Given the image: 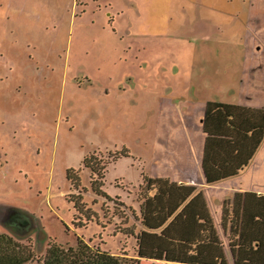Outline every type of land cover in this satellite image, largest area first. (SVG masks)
Listing matches in <instances>:
<instances>
[{"label":"rangeland","instance_id":"rangeland-1","mask_svg":"<svg viewBox=\"0 0 264 264\" xmlns=\"http://www.w3.org/2000/svg\"><path fill=\"white\" fill-rule=\"evenodd\" d=\"M248 51L259 59L247 65L243 104L214 112L207 103L194 117L173 109L171 99L241 100L234 78ZM263 53L264 0H0V235L31 251L24 264H42L50 244L75 246L78 238L137 264H196L205 251L212 261L246 264L249 226L253 212L264 217V199L237 193L235 210L227 192L264 149ZM212 115L221 119L216 132ZM125 149L128 156L108 164L104 188L131 208L130 224L148 230L132 209L141 214L144 174L163 182H148L157 199L147 211L158 218L149 224L162 249L171 229L180 262L167 261V249L163 259L138 257L136 238L115 230V202L91 189L85 157ZM70 168L85 189L73 188ZM78 196L101 224L73 223L70 199ZM257 220L262 240L264 218ZM210 232L208 246L192 254V242ZM261 249L253 260L264 259V239Z\"/></svg>","mask_w":264,"mask_h":264},{"label":"trees","instance_id":"trees-1","mask_svg":"<svg viewBox=\"0 0 264 264\" xmlns=\"http://www.w3.org/2000/svg\"><path fill=\"white\" fill-rule=\"evenodd\" d=\"M215 104L216 102H208L209 106L214 107L213 108L214 110L209 109L208 111L215 112L216 109L219 110L220 108L215 109L216 107ZM222 107H227V106L224 105ZM224 110L227 111V109H224ZM229 115L232 116V112H230ZM229 115H227V119ZM213 118H215V120ZM212 119L214 122L213 130L214 132H216L217 131L216 125L217 126L220 125L221 119H218L214 115H212ZM232 125H235L234 122L230 124V128H232ZM213 138L214 137H212L211 140ZM109 154H110L109 157H104V156H101L102 154H100L99 156L96 153H91L85 157L83 164L84 166L90 169V172H91L90 184H91L92 191L99 196L105 197L107 200L115 202V206H114L115 213H117V216L120 219V224H116L115 230L117 232H121L128 236H134L136 238V242H137L136 253L138 257L163 259L162 254L167 249L169 253H168V256L166 257V260L180 262L181 254L178 252H175V254H172L173 250L171 249V247L173 246H172L171 240H173V237H172L171 229L168 230L165 247H163L162 249L161 245L163 244L162 242L163 238L161 234L156 232L153 229L155 226L152 227V225L149 224L151 220H155V222H157L158 218L154 219L152 217L153 215L157 217V214L154 212L155 209H152L153 211L152 215H150L149 212L147 211L148 204L149 203L151 204V202L155 203L154 200L157 199V197H152L148 195V190H147L148 182L150 180L158 181L159 185H156V186L159 189L162 187L163 182H161L160 180L150 178L149 175L144 174V182L141 186L142 190L139 194L141 214L140 215L136 214L135 210L133 209H132V214H133L134 219L136 221H139L142 226L144 225L147 226L148 230L143 227L138 230L137 225L135 223L130 224V216L128 213H126V210H125L128 206L125 204L124 201L121 200V195L112 196L104 188V185H105L104 182H105L106 172L108 170V164L116 161L121 156H128L129 154L128 150L125 149L122 153L113 154L111 152ZM67 178L68 180L72 182L73 188L83 190L84 187H81L82 183L77 173V170L73 168L68 169ZM166 184L169 186L171 185V184H168V182ZM144 189L147 192H143ZM180 189L185 191V189L183 188H180ZM168 190L170 189L168 188ZM164 194H165V191L162 188L159 199ZM70 201L74 203V207L76 210V214H74V220H73V223L76 226L85 227L88 225V222L92 221L93 218L95 217H96L97 222L101 224L96 214L93 213L94 215H92V211L90 210V208H86V203H84L81 200V196H78L77 200L70 199ZM122 206L124 208H121ZM128 209H131V208L128 207ZM103 210H104V213L106 214V209L104 205H103ZM161 213H162L161 215V218H162L165 213L164 210H162ZM79 214L85 216V219H87V221L77 222L76 218H81ZM102 225L103 227L105 226L104 224ZM211 232H210L209 238L208 237L206 238V241L201 240V236H202V232H201V236H199L197 239H195L192 242L191 246L192 247L194 246V248L196 249V252L192 254L198 253V247L200 243L204 242V244L208 246L210 238H211ZM0 241L4 242L2 245H0V264H24L26 261L30 260L31 251L26 246L23 247V249L25 250L24 251L21 248L22 246L17 241H15L14 238H12V236L8 234H1ZM206 252L207 251L204 252V255H203L204 257L202 258V260L197 261V259H194V261L193 260H189V261H193L191 263H196V264H228L222 258H220L219 261L216 259L217 257L219 258L221 256H216L215 258L216 260L214 259V261L210 260ZM136 261H137V258L104 251L100 249L99 247H96L90 244L85 239L78 238L77 244L75 246H71V245L63 246V245L56 244V243L50 244L46 250V254H45V257L43 258L42 264H137Z\"/></svg>","mask_w":264,"mask_h":264},{"label":"crops","instance_id":"crops-1","mask_svg":"<svg viewBox=\"0 0 264 264\" xmlns=\"http://www.w3.org/2000/svg\"><path fill=\"white\" fill-rule=\"evenodd\" d=\"M258 49H259V47H258ZM263 56H264V53L262 54V57ZM256 59H259V58L254 57L253 53L248 51L247 55H245V62L243 64V67L241 68V70H242L241 74H239L238 76H235V78H234L235 83H237L236 85H238V83H239V85L241 87V90L239 92L241 100H237L236 102H225V101L219 102V100L217 99L216 104H215L216 105L215 108L232 110V108L238 107L244 103L243 102V100H244L243 99L244 98L243 93H244L245 75L247 73V65L250 63V61L253 62ZM259 64L261 66L262 64H264V61H262V60L259 61ZM259 69H261V68H259ZM235 83H234V85H235ZM179 99H180V101H178L179 102L178 104L172 99L169 101H172L171 106L173 107V109L176 108V105L182 106L181 107L182 114H184V111L187 114L188 110H190L189 112H191V113L195 112L196 108L202 107V109H204V106L207 105L208 102H215L213 100L202 101L200 99H194V98L193 99H187V100H184L181 98H179ZM248 99H249V97H248ZM163 100H166V101H163ZM162 101L165 104H168L166 98H163ZM248 104H250V103L248 102ZM224 105L227 107H222ZM194 108H195V111H194ZM167 111H169V107L162 104V116H165L167 114ZM173 113H175V115L178 118V114L176 113V111L173 110ZM193 115L194 114L192 113V115H190V116L194 117ZM179 116H180V113H179ZM197 116H199V114ZM180 118H181V116H180ZM200 118L201 117H199V119ZM174 120L176 122L178 121V119H174ZM227 121H229V124H232L234 122L232 120L231 116L228 117ZM176 124H181V130H182V126H184L188 131H191L190 126L186 122H182V123L177 122ZM233 127H234V125H232V128ZM240 129L242 131L244 129V126H242ZM248 133L250 134L249 130H248ZM188 135L191 136V133H188ZM236 149H234V150L236 151ZM190 150L192 151L191 148H190ZM187 154H189V152ZM236 154H238V151H236ZM252 158H253V163L246 166L244 169H241V171L237 175H234L230 179L231 182H233V183H231V186H234L235 188L233 187V190H228L231 192H227V193H228V195H231L230 199H231L232 203H230V206H232V208H235V210H236V205H235L234 196H237L236 195L237 193L250 194L253 192V193H255V194H253V197L255 195L256 197H261L264 199V163H262V162H264V149L262 148L261 150L260 149L257 150L255 155ZM261 160H263V161H261ZM230 180H228V181H230ZM216 183H221V182H216ZM236 214H237V212H236ZM248 214H249V217H251L250 213H248ZM253 215L254 216H252V217L254 218L255 223L253 224V226L251 228L249 226V229L251 231H250V234L248 233L247 243L245 246L247 248V250H245V252L249 256V259L246 260V264H264V259L261 260V256H259L257 261L253 260L255 252L262 250L261 244H262V241L264 239L263 238L262 240H260V237L258 235H256L255 227H256L257 223H260V220H257V219L258 218H264V217L261 214V212H259V211L253 212ZM236 218H237V216H236ZM237 221H238V218H237ZM234 223H232V224H234ZM262 232L264 233V229H262ZM232 241H235V240H232ZM229 242H230V239H229ZM228 264H234V263L231 262V260H230L228 262Z\"/></svg>","mask_w":264,"mask_h":264}]
</instances>
